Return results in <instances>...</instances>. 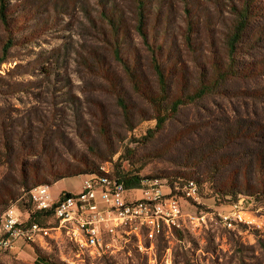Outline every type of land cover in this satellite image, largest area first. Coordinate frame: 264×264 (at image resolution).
I'll return each mask as SVG.
<instances>
[{"label":"rangeland","instance_id":"1","mask_svg":"<svg viewBox=\"0 0 264 264\" xmlns=\"http://www.w3.org/2000/svg\"><path fill=\"white\" fill-rule=\"evenodd\" d=\"M4 1L0 220L13 207L22 218L34 210L30 192L21 188L24 185L31 187L57 172L84 169L194 181L199 200L182 201L181 227H166L144 249L136 238L127 236L100 252L80 249L61 238L44 246L19 244L12 251H0V264H264V229L230 231L218 218L232 204L243 201V208L264 223L263 99L242 98L249 91L232 84L226 96L182 108L151 136L149 131L156 127V121L148 120L151 108L134 93L122 66L114 60L113 37L109 39L108 27L99 19L102 9L113 5L125 9L126 0ZM256 1L264 9V0ZM180 15L177 9V23L166 37L170 41L181 39ZM209 36L202 30L201 42L205 44ZM121 45L125 59L132 62L139 50L141 65H145L146 54L132 29ZM190 57L185 55L186 74L169 73L174 94L200 74ZM254 88L264 93V80ZM119 98L126 101L128 117ZM83 181L84 176L65 179L50 186V193L55 198L64 192L78 193ZM13 193L22 196L3 204ZM130 196L141 199L143 194L135 190Z\"/></svg>","mask_w":264,"mask_h":264},{"label":"trees","instance_id":"2","mask_svg":"<svg viewBox=\"0 0 264 264\" xmlns=\"http://www.w3.org/2000/svg\"><path fill=\"white\" fill-rule=\"evenodd\" d=\"M126 2L128 5L125 9L118 5H113L109 10L102 9L99 19L107 25L109 39L113 37L110 50L114 60L122 66L134 93L151 108L148 120L156 121L155 129L149 131L151 136L162 130L182 108L216 95L226 96V89L232 84L243 85L249 91L247 95H242V98L253 101L262 98L263 101L260 102H264V93L260 94V90L254 88L258 86L259 81L264 80V9L257 5L256 0ZM165 4L167 5L164 6ZM177 9L181 13L184 27L181 28L178 24V28L182 30L180 41L175 39L176 37L174 41H170L166 37L170 34V26L177 23ZM0 19L7 24L4 0H0ZM129 28L137 35L144 49L145 65H141L139 50H136L132 62L122 55L121 42ZM205 29L210 36L204 44L200 34ZM8 48L4 50L5 54ZM185 55L192 57L189 59L194 60L200 74L194 81L182 84L179 93L174 94V81L169 73L176 70L186 74L188 67ZM3 60L0 59V64ZM118 103L124 115L128 117L126 101L119 98ZM114 173L127 189L141 186L143 180H153L125 174L117 169H114ZM91 174H94V171L89 169L78 173L57 172L49 178L35 181L31 187L24 185L21 188H24V193H29L40 185L52 187L65 179ZM164 179L168 180L172 187L175 183L186 182L181 179ZM21 196L13 193L3 204L18 201ZM43 219H46L43 215H32L33 221L43 223Z\"/></svg>","mask_w":264,"mask_h":264},{"label":"built area","instance_id":"3","mask_svg":"<svg viewBox=\"0 0 264 264\" xmlns=\"http://www.w3.org/2000/svg\"><path fill=\"white\" fill-rule=\"evenodd\" d=\"M167 182L143 180L141 186L127 189L114 170L100 168L84 176L78 193L64 192L55 198L49 186H37L29 193L34 210L27 211L26 218L15 207L2 215L0 251H12L19 244L44 246L61 238L80 249L97 252L105 251L113 241L125 236L136 238L140 249L146 248L147 242L152 246L166 227H181L182 201L199 200L194 181L178 182L174 187L166 185ZM135 190L142 191L141 199L130 196ZM33 214L50 221H33ZM218 218L230 231L241 227L264 229L263 221L243 208V201L232 204Z\"/></svg>","mask_w":264,"mask_h":264}]
</instances>
